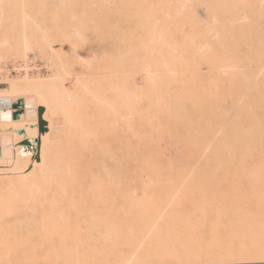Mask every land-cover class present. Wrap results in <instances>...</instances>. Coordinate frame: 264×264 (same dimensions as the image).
I'll return each mask as SVG.
<instances>
[{"label": "rangeland", "instance_id": "1", "mask_svg": "<svg viewBox=\"0 0 264 264\" xmlns=\"http://www.w3.org/2000/svg\"><path fill=\"white\" fill-rule=\"evenodd\" d=\"M263 229L264 0H0V264H264Z\"/></svg>", "mask_w": 264, "mask_h": 264}, {"label": "bare ground", "instance_id": "2", "mask_svg": "<svg viewBox=\"0 0 264 264\" xmlns=\"http://www.w3.org/2000/svg\"><path fill=\"white\" fill-rule=\"evenodd\" d=\"M224 71V70H223ZM220 72H221V74H222V71H219V79H220V77L222 76V75H224V74H220ZM225 73V72H224ZM223 77V76H222ZM221 77V78H222ZM214 79V78H213ZM218 79V80H219ZM223 79V78H222ZM222 79H220V80H222ZM215 80V79H214ZM218 80H216V81H218ZM219 82V81H218ZM221 82V81H220ZM215 83V82H214ZM216 84V83H215ZM11 86V90L9 91L10 93L12 92H23V91H28V90H33L34 92H37V91H41L42 89L44 90V91H46V90H49L50 88H48V87H50L49 85L50 84H46V83H42V82H30V83H25V82H20V81H11V84H10ZM48 86V87H47ZM46 87L48 88V89H46ZM46 89V90H45ZM43 90L41 91V93L43 92ZM30 92H32V91H30ZM47 92V91H46ZM45 92V93H46ZM49 92V91H48ZM9 93V94H10ZM11 93V94H12ZM39 93V92H38ZM45 93H43V94H45ZM8 94V95H9ZM13 95V94H12ZM41 95V94H40ZM46 95V94H45ZM2 96V95H1ZM4 96V95H3ZM42 97V99H43V96H41ZM40 98V97H39ZM44 98H45V96H44ZM50 100V99H49ZM41 102V101H40ZM48 102V101H47ZM51 103V102H50ZM42 104V103H41ZM47 104V103H46ZM45 105V104H44ZM29 122V121H28ZM30 123V122H29ZM27 125H28V123H27ZM16 128H17V126H16ZM28 130L27 128H26V126H24V125H19L18 126V128H17V130ZM258 131V130H257ZM20 132V131H19ZM23 132V131H22ZM21 132V133H22ZM27 132V131H26ZM260 132V131H259ZM255 133H257V132H254L253 134H255ZM256 135H258V134H256ZM254 136V135H253ZM42 142H43V144L42 145H45V141L44 140H42ZM42 150H43V147H42ZM44 151V150H43ZM18 159H20V158H18ZM252 223V222H251ZM249 224V223H248ZM254 224V223H253ZM250 225V224H249ZM248 225V226H249ZM246 228H247V226H246ZM246 228H245V230H246ZM250 228H252V227H250ZM257 228V227H256ZM255 228V229H256ZM259 229V228H258ZM258 229H256V230H258ZM244 230V229H243ZM244 230V231H245ZM264 230V229H263ZM259 231V230H258ZM258 231L256 232V233H254V234H257L258 233ZM246 232V231H245ZM251 232V231H250ZM253 232V231H252ZM260 232H262V230L260 231ZM249 233H246V235H248ZM255 236V235H254ZM264 237V236H263ZM163 239V238H162ZM255 239V238H254ZM253 239V240H254ZM152 240V239H151ZM150 240V241H151ZM165 240V239H164ZM164 240H163V242H164ZM240 240H242V239H240ZM160 241H161V239H160ZM259 241H263L264 242V240L262 239L261 240V238L259 239ZM154 242H155V240H154ZM157 242V241H156ZM162 242V243H163ZM167 242V241H166ZM166 242H165V244H166ZM245 242V241H244ZM246 242H247V240H246ZM169 243V242H168ZM243 243V242H242ZM251 243V242H250ZM157 244V248H158V243H156ZM241 244V243H240ZM254 244V243H253ZM252 244V246H250V248H252V249H257V250H259V249H261V247H260V244L258 243H256V245H253ZM160 245L162 246H164V243L163 244H159V247H160ZM153 246V245H152ZM245 246V245H244ZM248 246V245H247ZM262 246V245H261ZM154 247V246H153ZM156 247V246H155ZM249 247V246H248ZM264 247V246H263ZM262 247V248H263ZM76 248V247H75ZM218 248V247H217ZM241 248V247H240ZM247 248V247H246ZM231 249L233 250V246L231 247ZM256 250V251H257ZM262 250V249H261ZM264 251V250H263ZM103 252H105L104 250H103ZM108 252V251H107ZM164 252V251H163ZM232 252V251H231ZM259 252V251H258ZM258 252H256V253H258ZM160 253V252H159ZM69 254V253H68ZM99 254V253H98ZM120 254H121V252H120ZM166 254H167V252H166ZM166 254L164 255L165 257H166ZM176 254V253H175ZM207 254H208V252H207ZM207 254H204V256H202L203 257V259L206 257V255ZM211 254V253H210ZM215 254H217V253H215ZM218 254H222V253H218ZM74 255V254H73ZM72 255V257H74ZM97 255V254H96ZM101 255V254H100ZM119 255V254H118ZM168 255L169 254H167V257H168ZM172 255H173V253H172ZM214 255V254H213ZM223 255V254H222ZM247 255V254H246ZM262 255V254H261ZM109 256L111 257V255L109 254ZM109 256H107V257H109ZM188 256H190V255H188ZM187 256V257H188ZM196 256V255H195ZM199 256V255H198ZM208 256V255H207ZM224 256V255H223ZM223 256H222V258H223ZM257 256V255H256ZM69 257L70 256H68L67 255V258L69 259ZM81 257V256H80ZM101 257V256H100ZM150 257V256H149ZM173 257V256H172ZM172 257H170V258H172ZM194 257V256H193ZM202 257H201V259L200 260H197V261H199V263L201 262V260H202ZM210 257V259H208ZM209 257H207V259H204V260H206L205 261V264H221V263H219L218 261H216V260H214V258L212 257V255L211 256H209ZM217 257V256H216ZM96 258V257H95ZM98 258V257H97ZM122 258V257H121ZM151 258V257H150ZM189 258V257H188ZM196 258V257H195ZM234 258H236V257H234ZM249 259H251V258H259L260 259V256L259 257H255L254 255H252V256H250V257H248ZM77 259V258H76ZM83 259V258H82ZM88 259V258H87ZM163 259V258H162ZM166 259V258H165ZM168 259V258H167ZM213 259V260H212ZM224 259V258H223ZM227 259V258H226ZM225 259V260H226ZM239 259V258H238ZM24 260V259H23ZM27 260V259H26ZM41 260V259H40ZM75 259H73L72 260V262L74 261ZM159 260V259H158ZM204 260H202V262L204 261ZM224 260V261H225ZM16 263H17V261L16 260H14ZM25 261V260H24ZM75 261H77V260H75ZM75 261H74V263H75ZM86 262H88L87 260H85ZM163 261V260H162ZM173 261V260H172ZM193 261V260H192ZM220 261V260H219ZM227 261V260H226ZM40 262V261H39ZM81 263H82V261H80ZM79 262V263H80ZM159 262H161V260H159ZM168 262V261H167ZM174 262V261H173ZM178 262V261H177ZM37 263H38V261H37ZM78 263V262H77ZM165 263V262H164ZM11 264V263H10ZM13 264H15V263H13ZM19 264H21V263H19ZM40 264V263H39ZM204 264V263H203ZM225 264V263H224Z\"/></svg>", "mask_w": 264, "mask_h": 264}, {"label": "water", "instance_id": "3", "mask_svg": "<svg viewBox=\"0 0 264 264\" xmlns=\"http://www.w3.org/2000/svg\"><path fill=\"white\" fill-rule=\"evenodd\" d=\"M47 129L46 123L44 121H40V130L45 132Z\"/></svg>", "mask_w": 264, "mask_h": 264}]
</instances>
